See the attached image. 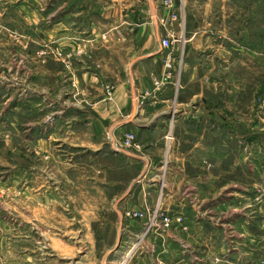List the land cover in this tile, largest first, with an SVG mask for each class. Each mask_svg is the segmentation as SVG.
Here are the masks:
<instances>
[{"label": "rangeland", "instance_id": "rangeland-1", "mask_svg": "<svg viewBox=\"0 0 264 264\" xmlns=\"http://www.w3.org/2000/svg\"><path fill=\"white\" fill-rule=\"evenodd\" d=\"M139 1L114 7L111 0H0V264H264V246L238 245L243 234L262 240L264 228L246 227L232 214L261 200V188L252 185L264 174V0H177L186 17L181 32L169 2V19L159 22L161 38L178 41L162 49L163 87L181 79L186 94H202L195 105L210 112L211 124L227 128L220 152L227 174L206 165L216 178L203 191L211 199L225 188L238 191L237 201L207 215L208 228L193 233L184 217L161 208L160 198L152 207H124L118 199L141 170L124 153L144 149L133 133L112 141L90 115L92 99L108 89L107 47L115 48L117 75L123 45L133 59L156 44L153 26L152 38L142 33L150 19ZM189 46L197 51L187 55ZM174 140L171 123L154 186L160 192ZM142 191L137 184L134 200ZM147 209L168 215L170 226L147 232L140 217ZM185 243L194 250L188 257ZM249 248L254 257L240 256Z\"/></svg>", "mask_w": 264, "mask_h": 264}, {"label": "crops", "instance_id": "crops-1", "mask_svg": "<svg viewBox=\"0 0 264 264\" xmlns=\"http://www.w3.org/2000/svg\"><path fill=\"white\" fill-rule=\"evenodd\" d=\"M144 1H146L147 7L146 14L150 20H143L146 29L142 30V33H145L148 39L152 38L153 34L156 44L145 46L133 59L130 56V46L123 45L121 50L124 55L126 52V58L122 57V68H118L117 75H115L113 66L115 48L107 47V50L110 51V56L106 59L107 73L105 77L108 89L106 91L102 88L99 96L92 99L90 115L95 121L94 126L100 128L101 132L106 131L112 141L127 133H133L136 135L137 143L144 149L142 155L132 151L124 153L129 163L136 166L141 165L136 179L118 199L121 200V203L124 202V207L129 210L152 207L155 200L160 198L158 202L160 201L161 208L167 213L177 215V217H184L185 223L183 224L187 225V229L193 233L195 230L208 228L207 218L209 217L207 215H218L220 213L218 210L228 202L232 203L238 199V191L226 188L222 194L213 197V199L203 191L216 178L211 169H206V165L213 167L214 171L222 166L223 169L220 171L227 174L226 157L221 156L220 153L221 150L224 153L226 149L227 128L224 125L211 124L210 112L205 108L198 109L195 105V100L202 94H186L188 85L182 83L181 79L166 83L163 87L162 81L167 64L165 62L168 58L161 47L159 22L166 17L169 19L170 10L166 8L168 2L171 8L175 7L171 12H176L179 16L177 21L174 20V30L177 33L182 29L179 22L185 21L186 17L183 20L177 0ZM124 2L125 0H111L110 5L124 6ZM138 2L140 1L138 0ZM106 19L113 20L111 16ZM152 26L153 33L151 34ZM187 50V55L192 53V50L197 51L195 46H189ZM213 50V54L219 52L218 49V51ZM210 52L207 55V61H211ZM172 53L177 56L179 51L173 49ZM212 57L215 58V56ZM190 64L191 61L186 56L185 70L187 68L189 70ZM109 66L112 67L109 68ZM192 73L193 76L189 82L193 81L194 69ZM171 123L175 133V140L172 143L168 159L171 168L165 180V189L160 192L154 186L161 182L158 178L162 166L161 161L165 156L164 135L171 128ZM92 132L96 133L98 129H93ZM233 161V167L238 166V159ZM261 166L264 167V164ZM232 170L234 171V168ZM256 170L257 173L260 172L259 168ZM257 178L258 180H255L252 186L261 188L258 191L261 200L257 203L246 204L241 211H238L236 207L232 212V214L238 215L235 217L238 218V222L244 220L243 224L250 228L255 226L264 228V174L258 175ZM137 184H142L143 191L136 197L137 200H134V188ZM258 194L256 197L259 196ZM118 202L120 201H117L114 210L120 214ZM183 224H178L176 228H181ZM223 227L227 230V224H224ZM174 242L176 241L174 240ZM185 244L184 248L188 257L193 254L194 250H191L189 243ZM244 244L255 248L259 245L263 247L264 237L260 240L258 237L249 239L244 234L239 235L238 245ZM255 251L254 248H249L240 256L254 257ZM176 252H181L183 257L186 253L178 249Z\"/></svg>", "mask_w": 264, "mask_h": 264}, {"label": "built area", "instance_id": "built-area-1", "mask_svg": "<svg viewBox=\"0 0 264 264\" xmlns=\"http://www.w3.org/2000/svg\"><path fill=\"white\" fill-rule=\"evenodd\" d=\"M176 42H178V41L171 39V38H163L161 40V47L163 50H170L173 48L174 43H176ZM134 138L135 137L133 135H129L127 137L126 146L128 148H131V146L134 142ZM166 164H168V163H166ZM140 217L143 218L145 221V229L147 230V232H149L150 230L155 231V230H159L162 228L166 229L171 224L170 217L168 215L159 214V212L157 210L151 211V210L147 209L140 215Z\"/></svg>", "mask_w": 264, "mask_h": 264}]
</instances>
